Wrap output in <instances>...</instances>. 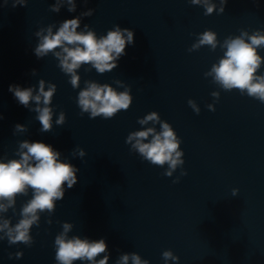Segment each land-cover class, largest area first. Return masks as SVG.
<instances>
[{
	"label": "water",
	"instance_id": "obj_1",
	"mask_svg": "<svg viewBox=\"0 0 264 264\" xmlns=\"http://www.w3.org/2000/svg\"><path fill=\"white\" fill-rule=\"evenodd\" d=\"M208 3L215 5L210 14L204 0H59L53 4L58 10L52 5L0 38V160L18 159L26 151L20 148L24 140H43L79 167L78 181L65 187V196L51 210H37L27 243L10 244L7 230L0 229V264H59L54 240L65 223L71 225L69 237L104 236L107 264L133 252L149 264H264V102L246 89L225 88L211 71L225 54L226 39L264 33V0ZM72 17H79L77 31L92 29L98 37L116 23L135 30V42L126 45L116 68L100 73L83 63L75 70L76 87L55 56L60 46L35 53L49 27L55 32ZM206 30L216 34L214 47L200 43ZM257 52L264 57V44ZM256 75H264V59ZM41 80L46 91L54 86L47 131L37 119V102L24 106L9 91V84L19 83L36 94ZM91 82L127 89L131 105L110 118L90 117L77 101ZM151 111L159 120L141 124ZM61 114L64 120L57 123ZM160 121L181 138L183 163L171 175L167 162H149L133 147L136 138L127 139L148 127L160 131ZM32 196L26 186L13 203L0 199L7 205L0 223H18ZM166 250L172 256L164 257ZM126 264H133L131 255Z\"/></svg>",
	"mask_w": 264,
	"mask_h": 264
},
{
	"label": "clouds",
	"instance_id": "obj_2",
	"mask_svg": "<svg viewBox=\"0 0 264 264\" xmlns=\"http://www.w3.org/2000/svg\"><path fill=\"white\" fill-rule=\"evenodd\" d=\"M25 0H14L13 7L17 4H24ZM192 3H199V0H192ZM205 14L214 11L215 5L204 0ZM58 10L57 5L52 6ZM75 4L69 3V10L72 11ZM223 11V5L219 9ZM92 12L89 9L87 15ZM80 23L79 17L66 18L53 32L49 27L46 34L42 35L38 46L35 48L36 55L42 56L49 50L60 46V51L55 52V56L60 58V65L66 73L71 74V83L78 86L79 75L75 71L83 63L91 62L95 69L103 73L111 71L117 67L120 58L126 54V45L135 42V30L130 27H122L116 23L109 28L106 34L97 36L92 29L87 31L81 29L77 31ZM87 28V25H85ZM247 36V39H245ZM216 34L211 30H206L200 39V43H210L215 46ZM226 51L219 62L213 65L211 71L215 74V79L222 83L225 88H238L242 92L246 89L247 94L258 98L264 102V75H256V69L264 59L258 52L257 46L264 44V33L257 31L255 34L244 33L240 36L229 37L225 40ZM111 61V63H109ZM9 91L13 93L18 103L27 106L30 100L36 101L37 119L42 124V130L47 131L51 127L52 113L48 106L53 94L54 86L44 89V82L41 80L39 91L33 94L32 87H22L19 83L9 84ZM41 101L43 103L41 104ZM133 101V96L129 91L117 92L109 84H98L91 82L78 93V104L82 111H88L89 116L94 118L102 114L104 118H110L120 109H127ZM189 103L195 108L193 101ZM214 110L212 105L208 106ZM197 111L199 109L197 108ZM2 118V116H0ZM64 120L63 114L57 119V123ZM148 120H159L156 111L147 113L140 123H147ZM161 128L157 131L154 127H148L132 132L127 139L135 143L133 147L153 164L168 163L167 175H171V170L178 163H183V149L180 148L181 138H178L171 124L167 121H160ZM21 123H16L15 128L22 129ZM151 139L145 141L144 138ZM21 151L19 158L10 160H0V199L8 198V204L14 202L16 193L26 190V186L33 189L32 198L23 206L22 218L14 226H9V221L0 223V229H6V235L10 244L16 242L27 243L30 240L29 228L33 222L38 220L37 210L54 207L55 199H62L65 196V187L72 188L78 181L79 167L70 160L62 159L59 149L43 140H24L20 144ZM80 155H84L81 149ZM65 182L66 186H65ZM6 204L0 203V209H5ZM70 224H64V231L58 234L54 240L55 260L59 264H73L74 260L88 261V264H107L109 254L108 242L104 236L99 239H90L88 236L81 237L74 235L69 237L67 232ZM99 253H105L96 259ZM23 255L22 250L15 253L16 258ZM129 255L133 264H149L148 260H141L140 256L133 252L124 253L117 264L129 260ZM164 257L172 256L170 250L163 253ZM9 257L12 254L9 253ZM178 259V257H173Z\"/></svg>",
	"mask_w": 264,
	"mask_h": 264
}]
</instances>
